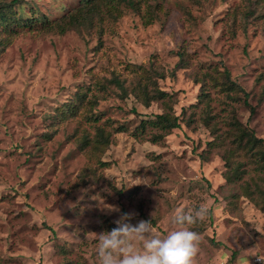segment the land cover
Returning <instances> with one entry per match:
<instances>
[{
  "label": "rangeland",
  "instance_id": "374dc122",
  "mask_svg": "<svg viewBox=\"0 0 264 264\" xmlns=\"http://www.w3.org/2000/svg\"><path fill=\"white\" fill-rule=\"evenodd\" d=\"M150 5L151 24L120 5L117 17L73 27L85 14L80 0H0L25 22L0 27V264H97V235L122 213L133 214V225L151 220L165 235L177 210L196 206L209 213L192 227L200 236L192 264H227L233 252V264L241 257L264 264V213L239 187L263 174L252 170L259 157H236L249 172L241 181L223 177L230 123L253 131L264 147V0ZM178 53L187 65L170 75ZM129 65L161 71L160 89L177 98L180 127L161 146L130 136L141 116L161 107L119 96L110 80L133 84ZM223 70L245 102L240 92L213 89L200 102L194 79ZM96 81L105 83L101 100L92 98ZM94 127L110 134L103 152L85 145ZM260 190L263 198V184Z\"/></svg>",
  "mask_w": 264,
  "mask_h": 264
},
{
  "label": "trees",
  "instance_id": "16d2710c",
  "mask_svg": "<svg viewBox=\"0 0 264 264\" xmlns=\"http://www.w3.org/2000/svg\"><path fill=\"white\" fill-rule=\"evenodd\" d=\"M151 1L155 0H80V7L82 11L85 12L82 22H78L77 19H74L69 23V25L76 27L75 24L78 23H90L93 20V17H97L98 20H100V18L103 19V17H107L109 19L117 17L119 16V12H122V10H119L120 5L124 9H129L130 11L138 14L142 19L150 22L151 24L154 17H156L155 8L157 7V4H155V8L151 7ZM15 2L16 0H12V3ZM7 8L9 11H5L0 8V27L6 29L11 26H24V20L15 18L14 15L11 14V8ZM177 55L178 61L170 75H174L175 70L183 69L187 65L184 61L183 54L178 53ZM128 70H130V73L133 74V84L124 86L122 84V80H119L117 77L111 78L110 80L113 86H115V88L119 91V96L121 98L132 96L144 107H149L152 102L159 103L161 107V112L158 114H153L150 117L144 115L141 116L139 125L133 131L129 132L130 136L139 141H147L152 145L161 146L165 143L167 136H169L173 130L179 129L180 127V115L176 114L174 110V106L178 103L177 98L173 93H168L160 89L158 81L163 79L164 75L153 66L150 65L146 67L144 65H129ZM194 80L200 85V93L198 94L200 102L203 98L208 97V89H213L218 93L224 94L240 92L244 96V102L247 97V94L243 91V89L230 79V75L227 70L214 72L212 74L203 72L199 74V78H195ZM105 90V83H97L96 81L93 86L92 98L96 100L103 99L105 97ZM81 97V95H78V100ZM203 101H205V99H203ZM74 110L75 108H71L69 106L67 107V113H72ZM90 110H92L91 107H89L88 111ZM130 111L131 114L138 115L135 109L132 108ZM182 113L183 110L180 114ZM89 121H96L94 114L90 113ZM229 126L231 133H233V139L231 140L232 149L228 150L224 157L227 167L223 173L224 180L226 183L231 184L235 180L241 181L243 179V175L249 173L245 168H243V163L235 162L237 156H242V161L247 153H254V155L259 157L260 166L255 165V168L252 170H254L255 173L258 170L263 171V174L256 173L254 177L250 178L253 183L251 187L245 186V184L239 187L242 195L249 199L264 213V196L263 198L258 197V194H263L260 188L261 184L264 185V147L263 149H258V147H262L263 141L256 138L253 131L247 130L237 122L232 124L230 123ZM115 131L126 132L127 129L123 126H118L115 128ZM109 136L110 134L106 133L103 128L94 127L93 136L91 138H87L85 145L94 153H96V151L103 152L110 144ZM233 145H235V147H233ZM152 157L154 158L156 156ZM100 163L103 167H108L109 165L108 162ZM256 166L258 167L257 169ZM257 182H259V184ZM234 258L235 252L230 255L227 260V264H233Z\"/></svg>",
  "mask_w": 264,
  "mask_h": 264
},
{
  "label": "clouds",
  "instance_id": "9594fccd",
  "mask_svg": "<svg viewBox=\"0 0 264 264\" xmlns=\"http://www.w3.org/2000/svg\"><path fill=\"white\" fill-rule=\"evenodd\" d=\"M206 207L177 210L172 218L175 227L165 235L153 230L151 220L135 225L128 221L132 213H122L111 230L97 235V264H192L200 236L192 227L208 216ZM239 264H248L241 257Z\"/></svg>",
  "mask_w": 264,
  "mask_h": 264
}]
</instances>
